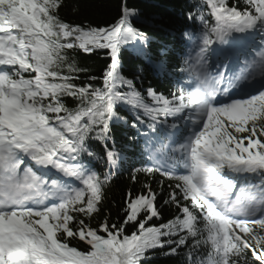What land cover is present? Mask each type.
Returning <instances> with one entry per match:
<instances>
[{
    "label": "snow or ice",
    "instance_id": "1",
    "mask_svg": "<svg viewBox=\"0 0 264 264\" xmlns=\"http://www.w3.org/2000/svg\"><path fill=\"white\" fill-rule=\"evenodd\" d=\"M67 6L0 0V264H264V0H199L174 67L129 0L104 27ZM101 51L97 77L77 57ZM119 130L147 159L115 222Z\"/></svg>",
    "mask_w": 264,
    "mask_h": 264
},
{
    "label": "trees",
    "instance_id": "2",
    "mask_svg": "<svg viewBox=\"0 0 264 264\" xmlns=\"http://www.w3.org/2000/svg\"><path fill=\"white\" fill-rule=\"evenodd\" d=\"M198 3L199 0H129V6L141 8L152 18L150 27L143 28L140 24H136V26L141 27L142 31H148L149 35L152 36L155 42L153 48L167 45L171 49V56L168 59L173 67L178 62L182 63L184 52L187 49L185 43H182L185 38L181 36V32L187 30L184 28L185 17L190 10L195 11L192 6ZM67 4L68 6L62 12V16L67 21L75 24H91L104 27L115 23L118 18L120 0H67ZM77 60L91 75L97 77L102 75L105 66L109 62L103 51L98 54L79 55ZM140 63L139 58L129 49L124 57L126 74H129V69H134ZM145 75L147 79L143 87L146 88L152 85L165 94L174 90V80L169 82L165 77H155L151 73ZM97 86H99L98 83ZM69 106H71L70 102ZM127 134L126 130L118 131L117 138L123 148L125 159L122 161L119 173L113 178L111 185L108 187L104 207L105 212L111 213V221L115 222H119L121 218L119 207L126 191L128 189L137 190L141 187L140 183L132 182L130 172L133 167L143 166L145 161V156H141L140 148L128 145ZM143 180L144 177L141 175V181ZM153 187H155V184ZM163 214L167 218L171 213L169 209L165 208ZM153 264H172V261L162 257L154 260Z\"/></svg>",
    "mask_w": 264,
    "mask_h": 264
},
{
    "label": "bare ground",
    "instance_id": "3",
    "mask_svg": "<svg viewBox=\"0 0 264 264\" xmlns=\"http://www.w3.org/2000/svg\"><path fill=\"white\" fill-rule=\"evenodd\" d=\"M146 159H147V158H146V156H145V159H144V160L146 161Z\"/></svg>",
    "mask_w": 264,
    "mask_h": 264
}]
</instances>
